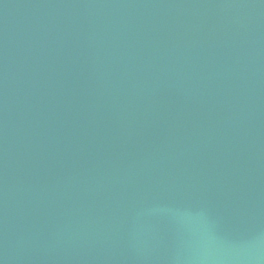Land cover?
Wrapping results in <instances>:
<instances>
[{"label": "water", "instance_id": "95a60500", "mask_svg": "<svg viewBox=\"0 0 264 264\" xmlns=\"http://www.w3.org/2000/svg\"><path fill=\"white\" fill-rule=\"evenodd\" d=\"M264 264V0H0V264Z\"/></svg>", "mask_w": 264, "mask_h": 264}, {"label": "clouds", "instance_id": "9594fccd", "mask_svg": "<svg viewBox=\"0 0 264 264\" xmlns=\"http://www.w3.org/2000/svg\"><path fill=\"white\" fill-rule=\"evenodd\" d=\"M220 259L222 261L235 262V264H245V262L250 261L251 257L237 253L221 257Z\"/></svg>", "mask_w": 264, "mask_h": 264}]
</instances>
